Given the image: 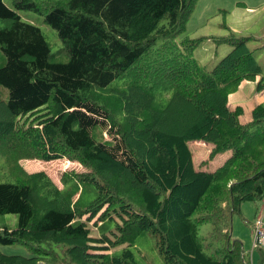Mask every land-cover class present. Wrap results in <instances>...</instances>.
Instances as JSON below:
<instances>
[{
  "label": "trees",
  "instance_id": "trees-1",
  "mask_svg": "<svg viewBox=\"0 0 264 264\" xmlns=\"http://www.w3.org/2000/svg\"><path fill=\"white\" fill-rule=\"evenodd\" d=\"M199 2L12 0L11 9L0 0V157L11 181L0 183V246L29 254L0 251V264H139L129 248L112 251L144 232L165 264H253L232 232L244 203L264 201V103L246 124L243 108L228 104L262 66L251 37L178 42ZM17 11L44 15L68 60L57 61L42 30ZM205 41L232 47L212 70L194 57ZM194 142L212 147L210 159L228 157L214 171L197 169ZM62 159L83 171L63 173L61 189L21 164ZM88 187L96 198L84 195ZM7 215H18L15 230ZM108 220L113 238L102 231ZM206 224L211 248L200 236ZM90 225L101 233L94 237Z\"/></svg>",
  "mask_w": 264,
  "mask_h": 264
},
{
  "label": "rangeland",
  "instance_id": "rangeland-1",
  "mask_svg": "<svg viewBox=\"0 0 264 264\" xmlns=\"http://www.w3.org/2000/svg\"><path fill=\"white\" fill-rule=\"evenodd\" d=\"M6 5L15 9L12 0H5ZM24 22L33 24L40 28L51 45L52 52L56 55V60L66 62L68 60L62 52L64 45L58 36L56 30L46 24L45 16L31 11H17ZM162 24H167V20L162 21ZM7 27V22L0 18V28ZM233 32L236 36L251 37L249 48L255 51L256 58L262 66V78L264 84V0H200L197 9L190 20L187 30L180 36L178 42L186 39H197L201 37L217 36L225 37ZM232 51V47L224 44L217 46L213 41H205L194 53V57L207 70H212L224 57ZM218 53V55H217ZM1 63H5V57L1 54ZM247 82L235 94L237 103L232 105V109L242 107L244 114L240 117L242 124H246L252 120V111L255 106L261 104L260 100L264 98V90H257L258 81ZM1 98L5 102L9 100L8 89L1 87ZM264 103V102H262ZM229 105V104H228ZM230 107V105H229ZM104 128L97 125L93 134L96 141L105 142L103 137ZM110 138L108 137V140ZM190 149L193 155L194 164L197 169L206 171H214L223 163L222 159L227 156V153L218 154L210 159L212 147L210 145L203 146L199 142L190 144ZM21 164L29 173L44 171L62 188L61 177L64 171L82 172L83 168L75 163L67 164V161L55 162L53 165L40 161H22ZM7 169L4 159L0 157V183H10L7 179ZM84 195L90 198H96L97 193L91 188L84 189ZM264 210V201L246 202L243 205L242 215H236L233 219L234 239L239 238L244 247V252L248 261L253 264H258L261 251L259 248H254V229L258 215ZM18 215H7L3 217L7 228L12 231L18 226ZM115 221L108 220L105 222V229L108 236L113 238L111 231H115ZM90 228L93 231L94 237L101 232L100 229H95L92 225ZM213 226L206 224L200 227V236L202 243L206 247H213L212 240ZM129 248L135 255L139 264H165L157 249L155 237L144 232L138 239L135 245L121 246L113 249L114 254L120 255ZM0 251L5 254H17L28 257L27 249L22 245L12 247L0 246ZM206 252L211 255L212 251L206 249Z\"/></svg>",
  "mask_w": 264,
  "mask_h": 264
},
{
  "label": "built area",
  "instance_id": "built-area-1",
  "mask_svg": "<svg viewBox=\"0 0 264 264\" xmlns=\"http://www.w3.org/2000/svg\"><path fill=\"white\" fill-rule=\"evenodd\" d=\"M254 248L264 249V210L258 215L255 224Z\"/></svg>",
  "mask_w": 264,
  "mask_h": 264
},
{
  "label": "crops",
  "instance_id": "crops-1",
  "mask_svg": "<svg viewBox=\"0 0 264 264\" xmlns=\"http://www.w3.org/2000/svg\"><path fill=\"white\" fill-rule=\"evenodd\" d=\"M210 37V36H209ZM258 78H260V77H258ZM257 78V79H258ZM261 79V78H260ZM259 79V80H260ZM248 81H244L241 85V87H243L246 83H247ZM240 89V88H239ZM238 89V90H239ZM238 92V91H237ZM237 92H235V93H233V94H231L230 96H229V105H230V108L232 109V105H234V104H236L237 103V98L235 97V94L237 93ZM260 102H261V104H262V102H264V98L263 99H261L260 100ZM259 105V104H258ZM255 108V107H254ZM253 108V109H254ZM227 157H228V155L227 156H225L223 159H222V161L224 162L226 159H227ZM31 162V161H30ZM223 164V163H222ZM221 164V165H222ZM242 210H243V208H242ZM238 240H239V238H237ZM240 241V240H239Z\"/></svg>",
  "mask_w": 264,
  "mask_h": 264
},
{
  "label": "clouds",
  "instance_id": "clouds-1",
  "mask_svg": "<svg viewBox=\"0 0 264 264\" xmlns=\"http://www.w3.org/2000/svg\"><path fill=\"white\" fill-rule=\"evenodd\" d=\"M259 77V76H258ZM257 77V78H258ZM249 82V81H248ZM259 82V81H258ZM240 88V87H239ZM204 145H206L205 143H203ZM24 161H30V160H24ZM34 161H36V160H34ZM58 162H61V161H67V164H69V165H71V163L73 162V161H70V160H68V159H62V160H57ZM57 161H51V162H44V163H50L51 165H53V163H55V162H57ZM40 162H42V161H40ZM73 163H75V164H77V165H79L80 167H81V165L80 164H78V163H76V162H73ZM40 172V171H39ZM65 172H67V171H64V173ZM34 173H36V172H34ZM50 176V175H49ZM54 181V180H53ZM55 182V181H54ZM56 183V182H55ZM59 187V186H58ZM60 188V187H59ZM61 189V188H60Z\"/></svg>",
  "mask_w": 264,
  "mask_h": 264
}]
</instances>
